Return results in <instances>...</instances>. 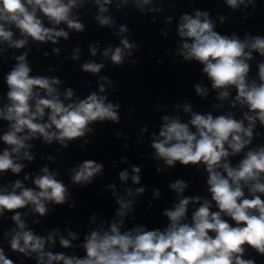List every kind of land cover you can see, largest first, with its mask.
Wrapping results in <instances>:
<instances>
[{"label": "clouds", "instance_id": "9594fccd", "mask_svg": "<svg viewBox=\"0 0 264 264\" xmlns=\"http://www.w3.org/2000/svg\"><path fill=\"white\" fill-rule=\"evenodd\" d=\"M151 2L152 0H137L141 8ZM95 3L99 6L100 14L95 17L99 24H113L110 17L103 15L108 11L105 5L111 4L112 0H95ZM226 3L231 8L238 9L241 5L245 8L249 4L254 6L255 0H226ZM82 4L83 0H0V41H5L14 48H22L27 43V39L13 40L11 26L19 29L21 36L31 37L39 42L56 43L57 38H68V32L63 29L45 27L37 16L38 12L54 25L63 22L69 29L83 32L84 25L72 17V9ZM223 19L221 17L222 21ZM214 27L207 12L197 11L195 17L183 15L178 33L185 42L179 54L184 60H196L204 66L203 73L212 81V88L221 90L218 93L219 99H227V89L235 87V101L241 107L247 106L248 112L244 113V119L237 120L231 114L217 117L197 114L192 112L191 106L185 105L184 111L191 113L190 121L183 123L179 117H162L164 123L159 137L153 140L151 147L155 150L156 158L163 160L167 166L174 167L176 162L184 166L205 165L208 192L218 211H211V201L204 200L192 214L191 223L184 222L189 203L200 200V197H185L172 209L164 210L163 215L170 221L164 231H148L141 226L121 232L124 221L120 219L119 222L113 221L108 231L93 230L86 236L82 245L86 252L84 258L46 252V239L35 235L31 230H25L22 214L17 211L31 205L35 213L45 216L48 212L45 202L62 205L68 199L67 186L44 167V174L34 179L38 191L25 188L19 180L12 185L11 191L0 189V216L5 211L12 212V220L19 229L12 230L9 241L11 251L28 257L36 253L37 264H53L54 261L57 264L61 261L63 264H256L253 259L243 258L245 246L264 256V199L258 195L264 194V147L248 150L237 167L230 166L227 160L229 156L241 153L251 144L257 120L264 125V62L258 65L259 83L254 80L249 82L250 66L247 63L253 58V51L264 56V37L257 35L249 38L246 35L241 41L235 35H220L213 30ZM119 31L124 33L128 29L121 26ZM189 40L191 43L187 42ZM121 44L122 48L116 47L113 50L109 47L102 53L106 58L110 55L112 63L118 66L125 62V50H129L127 54L131 55L130 50L136 48L126 38L121 40ZM90 50L95 56L96 46H91ZM54 51L58 52V49ZM75 58L77 57L74 56L73 59ZM16 59L18 63L5 77L10 104L0 108V118L10 122L9 130L0 137L10 146V150L5 149L0 154V173L8 170L20 173L23 165L15 162L13 157L15 155L17 159L20 158L21 150L31 147L26 141L38 135L46 143L50 144L55 140L66 148L68 142L93 131L89 127L93 122H119V104L106 103L107 96L93 92L83 100L77 99L65 104L54 87L61 83L59 79L30 76L32 69L29 68L25 55ZM131 63L135 64L137 61ZM103 67V64L88 62L82 65V70L96 74ZM100 79L110 83L106 77ZM40 90L45 95H41ZM195 90L197 95H207V89L199 84L195 85ZM99 91L105 92L103 85ZM73 95V90L69 88L64 93V99L71 101ZM235 106L233 103L232 107ZM46 109L49 110L48 122H37L43 120ZM244 120L248 121L247 126ZM189 125L195 128L194 132ZM23 158L29 161L33 159L26 150ZM103 167V164L94 160H85L78 168L72 169L71 181L82 186L90 184L93 177L102 173ZM132 171L136 175L131 179L138 184L140 168L133 167ZM27 178L26 176L25 179ZM119 178L127 181L129 173L122 171ZM109 187L114 188V185ZM170 187L177 193H182L187 185L177 180ZM245 187L251 198L245 196ZM17 189H20L19 193ZM126 191L128 195L132 194V189ZM144 191L143 187L137 188L136 194ZM155 195H160L158 190ZM116 203L120 206L116 212L118 217L123 218L131 211L132 201L117 196ZM223 217H229L235 222V226ZM54 235L55 233H50L47 241L54 243ZM69 236L76 239L71 232ZM60 244L68 248L71 241L61 237ZM0 264H15L6 256L2 247Z\"/></svg>", "mask_w": 264, "mask_h": 264}, {"label": "water", "instance_id": "95a60500", "mask_svg": "<svg viewBox=\"0 0 264 264\" xmlns=\"http://www.w3.org/2000/svg\"><path fill=\"white\" fill-rule=\"evenodd\" d=\"M105 7L108 11L103 15L114 21L111 25L101 26L95 19L100 14L95 0H83L82 5L72 9V17L84 25L83 32L61 24V29L68 32V38L61 37L60 43V99L67 104L83 100L95 92L107 96L106 103L119 104L120 116L118 123L109 120L93 122L89 125L93 131L68 142L66 148L58 142L59 181L69 192L66 202L60 205L63 238L71 241L70 247H64V254L77 258L86 256L82 247L86 236L93 230L108 231L113 221L123 219L121 232L141 226L148 231H164L170 221L163 212L172 209L180 199L200 197L198 202L189 203L184 221L187 223H191L192 214L204 200L211 201L205 165L184 166L176 162L174 167L167 166L156 158L151 144L159 137L164 123L162 117H179L183 123L190 121L191 113L184 111L185 105L191 106L192 112L197 114H211L213 117L231 114L237 120L244 119L248 108L235 101V87L227 89V99H219L221 90L212 88V81L203 73L204 66L196 60H184L179 54L185 42L178 33L181 17L185 14L195 17L197 11L207 12L215 26L213 30L222 36L235 35L241 41L246 35L249 38L264 37V0H255L254 6L249 4L245 8L241 5L238 9L228 6L226 0H152L142 8L137 0H112ZM121 26L128 31L120 33ZM125 38L136 48L130 50L131 55L125 50L122 66L114 65L110 55L106 58L102 53L109 47L113 50L122 48L121 40ZM187 42L191 43L190 40ZM93 45L96 46L95 56L90 50ZM74 56L77 58L73 59ZM252 57L247 61L250 66L248 80L259 83L258 65L264 62V56L253 51ZM132 61L137 63L132 64ZM88 62L104 67L96 74L85 72L82 65ZM101 77L108 78L110 83ZM197 84L207 89L206 96L197 95ZM101 85L105 88L103 93L99 91ZM69 88L74 92L71 101L64 99ZM233 103L235 107H232ZM244 124L247 126L248 121L244 120ZM189 127L195 131L191 125ZM259 147H264V125L257 120L251 144L241 153L227 158L230 166L237 167L248 150ZM85 160L103 164L102 173L93 177L90 184L76 185L71 181L72 169L78 168ZM133 167L140 168L138 184L131 179L136 175ZM125 170L129 178L121 181L119 174ZM177 180L187 185L182 193L170 187ZM141 187L145 191L137 195L136 189ZM129 188L132 189L131 195L126 191ZM157 190L158 197L155 195ZM244 191L245 196L251 198L246 187ZM258 195L264 199V194ZM117 196L132 201L131 211L123 218L116 215L120 207L116 203ZM211 203V211H218L215 202ZM223 218L235 226L229 217ZM70 232L76 239L69 236ZM245 248L244 259L264 264V256L248 246Z\"/></svg>", "mask_w": 264, "mask_h": 264}]
</instances>
